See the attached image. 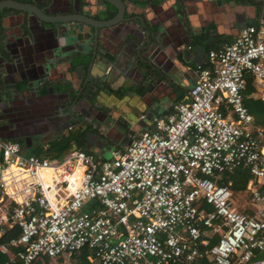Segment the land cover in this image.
<instances>
[{
  "label": "built area",
  "instance_id": "2783aa9c",
  "mask_svg": "<svg viewBox=\"0 0 264 264\" xmlns=\"http://www.w3.org/2000/svg\"><path fill=\"white\" fill-rule=\"evenodd\" d=\"M186 98L107 157L21 154L0 138V232L19 233L18 264L88 248L97 264H264V129L243 103L264 100V22L209 49ZM246 168L253 213L219 174Z\"/></svg>",
  "mask_w": 264,
  "mask_h": 264
},
{
  "label": "crops",
  "instance_id": "0c3cea01",
  "mask_svg": "<svg viewBox=\"0 0 264 264\" xmlns=\"http://www.w3.org/2000/svg\"><path fill=\"white\" fill-rule=\"evenodd\" d=\"M15 1L35 4L53 14L67 12L65 0ZM76 1L82 14L101 20L108 19L105 15H95L100 0ZM187 2L188 22L177 24L170 19L163 21V12L161 14L158 9L154 10L157 17L150 18L153 23L159 20L164 22L165 29L160 30L157 25L155 27L159 30L158 33L165 35L164 40L169 41L166 43V49L169 51L167 53L172 56V49L175 50L173 56L180 61L175 63L181 69L178 77L183 87L176 86L177 82L171 84L163 79H155L149 83L145 76L139 74L136 70L139 67L136 53L143 51V34L146 32L149 35L148 33L155 32L156 28H152L144 20L147 29L144 27L146 30L139 32L134 30L132 23L127 21L128 18L115 26L100 30L102 45L98 44L97 50L108 61L96 62L99 64L97 70L99 75H102L101 81H107L105 84L110 93L102 99L105 102L102 109L92 107L85 112L87 115L81 117L70 114L69 109L79 97L76 95L83 91L88 82H96L95 65L89 67L88 56H79L70 64L62 60V65L55 69L50 75L51 78L45 80L41 77L42 67L44 62L51 58L50 48L56 43L57 35L51 31L49 24H42L25 12L10 10L8 16L1 18L4 21L0 20V91H5L0 102V138L10 141L21 154L63 158L69 150L78 148L91 151L100 157H107L111 150L121 149L126 145L128 136L149 131L154 116L164 117L170 114L175 105L187 97L195 79L196 66H204L207 63V50L231 41L245 25L264 22V0ZM167 11L171 12V9L168 8ZM124 15L128 17V14ZM186 23L193 27L192 30L203 27L211 29L214 36L211 37L205 32L199 40L197 36L189 34V26H186ZM154 57L155 63H162L166 58L161 52L155 53ZM94 59L98 57L95 56ZM48 87L52 92L47 90ZM96 87L99 85L96 84ZM93 89L90 88L89 93L84 94L93 96ZM250 96L261 100L255 88ZM128 124L132 131L126 130ZM69 131L77 133L79 139L72 141L68 149L57 153L51 147L52 144ZM261 142L264 145V136ZM9 228L11 226H2L0 235L3 230ZM4 254L8 260L3 259V253H0V264H13L11 252Z\"/></svg>",
  "mask_w": 264,
  "mask_h": 264
},
{
  "label": "water",
  "instance_id": "95a60500",
  "mask_svg": "<svg viewBox=\"0 0 264 264\" xmlns=\"http://www.w3.org/2000/svg\"><path fill=\"white\" fill-rule=\"evenodd\" d=\"M65 7L67 11L66 13L53 14L32 3L19 2L15 0H0V20L4 21L2 19L9 15L10 10H18L20 12H25L29 16H33L42 24L50 25L51 31L57 36L55 38L56 43L50 48L51 58H49L48 62H44L45 65L42 67L43 75H41V77H44L45 80H49L51 78L50 75L55 72V69L62 65V60H65L68 64H70L79 56H88L89 58L87 64L89 67L92 68L95 65L94 70L96 71V74L92 75H94L96 82H88V84L83 88V91L76 95L79 97L76 98L72 103L69 109L70 114H76L81 117V115H85V112L90 110L92 107L102 109V107L105 106V102L102 101V99L107 97L110 91L105 84L107 81H101L102 75H99L97 70L99 64L97 65L96 63H105L108 61V59L104 55H101L97 50L98 44L99 46L102 45L100 40L102 32H100V30L115 26L120 21L128 18L129 20L127 21L132 23L131 25L134 26V30H138L139 32H143L147 29L145 26V21L146 24H150L152 28H156L154 30L155 32L148 33L149 35H147L146 32L143 34L145 39L143 51L139 54L138 51L136 53V57L139 61V67L137 65L138 68H135L139 74L141 76H145L149 83L155 79L158 81L163 79L164 81L171 84L177 82L178 84L176 86L183 87L178 77L181 69L178 68L175 63H179L180 61L175 56H173L175 54V50L172 49V56L167 53L169 51L166 49L168 45L166 43H169V41H165V35L161 32L158 33L159 30H157V27H155V25H157L158 29H165L164 22H161L157 18L159 22L157 21L153 23L150 18L152 16L155 18L157 17L156 11L154 10L158 9L160 10V13L163 12L164 16H162L165 19L163 21H168L170 19V21L173 20L177 22V24L188 22L186 20L188 15L187 0H141V2L132 0H100L98 2L97 8L95 9V15L108 16L109 14L113 13L110 17H108V19L102 20L82 14L80 12L81 8L76 0H65ZM168 8L171 9V12L167 11ZM112 9L114 10L113 12ZM149 13H151L150 17ZM124 14H128V17L126 18ZM186 26H189V28L186 27L189 31V34H192L193 37L197 36L199 40L203 37L205 32L211 37L214 36V32L211 29L207 30L205 27H203L201 29L197 28V30H192L193 27L189 23H186ZM145 35H147V37H145ZM206 43L209 44L210 42ZM160 52L166 57L161 62L165 65L167 63V66L163 65L162 63H155L154 55L155 53ZM95 56L98 57V59H94ZM142 67H145V69ZM96 84H98L99 87H96ZM90 88H94L93 96L90 94H84L88 92ZM47 90L52 92L50 87H48ZM3 92L5 91H0V102H2L1 100L4 97ZM104 112L105 110L103 109V113ZM109 114L111 115L112 112L110 111ZM129 125L130 124L126 126V130L128 129L129 131H132ZM127 139V143H129L130 137L128 136ZM116 146H118L117 143Z\"/></svg>",
  "mask_w": 264,
  "mask_h": 264
},
{
  "label": "trees",
  "instance_id": "16d2710c",
  "mask_svg": "<svg viewBox=\"0 0 264 264\" xmlns=\"http://www.w3.org/2000/svg\"><path fill=\"white\" fill-rule=\"evenodd\" d=\"M112 14H109L110 17ZM254 91L253 85L251 84V76L245 77V87L242 90L243 95V103L247 108L248 112L253 117V123L255 127L264 129V100H259L257 98H252L250 95ZM258 95V93H257ZM79 139V135L74 133L73 131H69L66 135L60 136L57 141L52 144V148L56 150V152L64 151L69 148L70 143ZM220 177V179H219ZM250 179V174L247 169L237 168L230 172H223L219 174L217 178V182L219 183H227L230 181L229 187L234 191H241L245 187L246 181ZM19 233V229L17 226L13 225L9 229L3 230L0 235V243L7 242L10 238L16 237ZM20 246H9L8 252H11L13 259V264H18L19 260L16 257V252L20 250ZM66 255L69 256V264H97L95 259L92 256L91 251L83 247L81 249L75 250L69 253H62L55 258H49L46 256H41L37 258L33 264H50L52 261L55 262L57 259L59 260V264L66 260ZM1 256V255H0ZM6 261L7 255L3 254L1 256ZM63 259V260H62ZM63 264V263H62Z\"/></svg>",
  "mask_w": 264,
  "mask_h": 264
},
{
  "label": "rangeland",
  "instance_id": "374dc122",
  "mask_svg": "<svg viewBox=\"0 0 264 264\" xmlns=\"http://www.w3.org/2000/svg\"><path fill=\"white\" fill-rule=\"evenodd\" d=\"M231 201H232L233 207H235L236 209H240L241 211H244L247 213H253L256 210V208H258L257 205L251 203L250 193L246 190H241V191H236V192L234 191L231 194ZM68 257L69 256L66 255V260L62 262L63 264H69L70 260ZM55 264H59L58 259L55 261Z\"/></svg>",
  "mask_w": 264,
  "mask_h": 264
},
{
  "label": "bare ground",
  "instance_id": "6f19581e",
  "mask_svg": "<svg viewBox=\"0 0 264 264\" xmlns=\"http://www.w3.org/2000/svg\"><path fill=\"white\" fill-rule=\"evenodd\" d=\"M263 151H264V148H263Z\"/></svg>",
  "mask_w": 264,
  "mask_h": 264
}]
</instances>
